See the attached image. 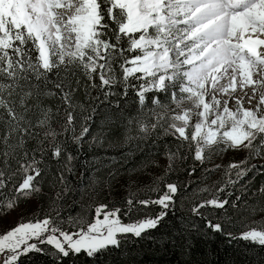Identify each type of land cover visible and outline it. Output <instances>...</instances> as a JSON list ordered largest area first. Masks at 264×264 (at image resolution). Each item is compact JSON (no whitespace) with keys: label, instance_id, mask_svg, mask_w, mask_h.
Masks as SVG:
<instances>
[{"label":"snow or ice","instance_id":"obj_1","mask_svg":"<svg viewBox=\"0 0 264 264\" xmlns=\"http://www.w3.org/2000/svg\"><path fill=\"white\" fill-rule=\"evenodd\" d=\"M229 149L247 155L193 193L199 202L178 220L186 253L209 233L264 247V223L249 222L264 213V183L251 192L259 206L245 198L249 173L264 175L251 163L264 160V0H0V211L49 201L43 218L0 233V264L31 253L54 264L95 259L148 237L187 187L167 181L177 162L191 155L203 165ZM137 153L144 167L163 156L164 173L122 206L62 215L69 193L83 185L98 196Z\"/></svg>","mask_w":264,"mask_h":264},{"label":"trees","instance_id":"obj_2","mask_svg":"<svg viewBox=\"0 0 264 264\" xmlns=\"http://www.w3.org/2000/svg\"><path fill=\"white\" fill-rule=\"evenodd\" d=\"M134 99L135 97L130 94L128 97L130 108L133 107L132 101ZM161 151H163L162 148ZM246 155V150H239L236 162L242 160ZM162 158L164 157L157 155L152 159L158 161ZM145 163H147L146 154H135L133 160L129 162L123 173L112 182L111 187L106 185L103 186V194H105L106 197H103L105 198L104 203H107L110 206H122L125 199L128 197L129 192H137L138 190L145 189L152 184L156 177L161 176L165 171L161 168L149 179L146 178V180L141 181L136 176V182L134 183H130L129 180H126L127 178L138 174L140 171L152 167V164L148 167H144L143 165ZM251 163L259 166L264 164V160L257 157L252 159ZM214 164L217 165L218 163ZM214 164L205 162L201 165L199 161H194L191 155L182 165L179 161L177 162V171L170 173L167 177V181H177L180 184H186L187 187L181 188L173 211L169 213L166 222L161 224V226L155 230H149L148 237L132 238L125 243L121 249H113L102 255H97L95 259L87 257L84 253L75 257L69 256L68 258H64L63 264H264V247H258L243 240L230 241L225 235L221 234L213 235L209 233L208 235L210 238L203 239L193 236L192 240L194 246L190 253L185 252L184 237L176 231L180 228L178 220L180 217L190 216L191 207L194 203L199 202L198 200L194 201L191 199L193 193L197 192L199 188L212 187L222 179H226V177H224V168L209 172L205 171V169L214 168ZM228 164L230 163L228 162L227 165ZM192 167H195L196 171L190 176L189 171ZM133 168H135L136 171H128V169ZM81 170L82 169L78 170L77 175ZM253 176L255 179H252ZM245 179L252 181V189L245 198L250 201L256 200L257 206H259L258 198L253 197L251 192L259 189L260 185L264 183V175L253 171L252 173H249L248 177ZM116 185H119L120 187L119 192L121 194L119 196H113L112 194V189ZM43 191L45 194L55 195V191L50 190L48 187H44ZM80 191L85 192L83 185H81ZM80 191L71 192L65 197L63 205L68 198L71 199V202L64 209L65 212L63 211V213L72 214L75 211L82 195V192ZM138 198H147V195H139ZM210 198L211 195L209 193H203L200 197V199ZM37 203L40 207L39 202ZM96 204H98V202H96ZM159 210V206H149L148 208L143 209V212L154 214ZM209 211L211 210H204L206 215ZM220 211L221 210L219 209L216 210L217 215ZM5 214L6 212L0 211V217H6ZM262 216H264V213H253L249 222L251 223L254 221L258 225L264 223V220L261 219ZM193 219H195L200 227L203 228L205 223L204 220L198 217H193ZM246 219L248 218L246 217ZM230 230L236 234H239L241 231L239 227ZM19 264H54V261L49 259L47 255L31 253L27 256L21 257Z\"/></svg>","mask_w":264,"mask_h":264},{"label":"rangeland","instance_id":"obj_3","mask_svg":"<svg viewBox=\"0 0 264 264\" xmlns=\"http://www.w3.org/2000/svg\"><path fill=\"white\" fill-rule=\"evenodd\" d=\"M242 94V93H241ZM248 106V105H246ZM195 122V119L193 120V123ZM238 152L239 150L232 151L231 149L219 154L213 156L211 160H207L206 163H218L221 165V168H224L227 163H233L236 162L238 158ZM167 165V161L165 158L159 159L158 164L152 165V167H149L148 169L140 171L138 174L133 175L126 180H129L130 183L136 182L135 177L137 176L139 180H146L152 177L156 171L160 170L161 168L165 170V167ZM215 165V164H214ZM119 185H116L112 189L113 196H119L121 193ZM200 189V188H199ZM82 195L78 201V205L75 208V211L72 214L68 213H62V215L66 218L69 215H75L79 212L80 204H96V202L104 203L105 202V194L104 191L100 192V194L97 196L95 194H89L83 191ZM49 195V194H48ZM105 197V198H103ZM40 204V207L38 206V203ZM71 199H66L63 207L64 209L70 204ZM48 199L46 196H41L38 198H31L25 201H21L18 206H16L13 210H7L6 211V217L1 216L0 217V233L11 229L12 227L17 226L20 222H27L28 218H30L33 215L38 216L39 218H43L42 212L47 209L48 207ZM65 212V211H64ZM94 208L91 213V216L94 217ZM5 223V224H4ZM9 223V224H8Z\"/></svg>","mask_w":264,"mask_h":264}]
</instances>
